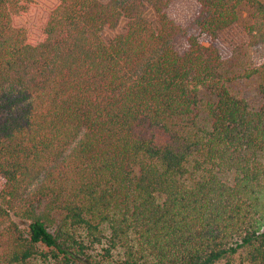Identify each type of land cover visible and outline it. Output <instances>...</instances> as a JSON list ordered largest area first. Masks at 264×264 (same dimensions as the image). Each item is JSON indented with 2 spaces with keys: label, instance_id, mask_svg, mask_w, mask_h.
Returning a JSON list of instances; mask_svg holds the SVG:
<instances>
[{
  "label": "trees",
  "instance_id": "obj_1",
  "mask_svg": "<svg viewBox=\"0 0 264 264\" xmlns=\"http://www.w3.org/2000/svg\"><path fill=\"white\" fill-rule=\"evenodd\" d=\"M49 2L0 0V264H264V0Z\"/></svg>",
  "mask_w": 264,
  "mask_h": 264
},
{
  "label": "rangeland",
  "instance_id": "obj_2",
  "mask_svg": "<svg viewBox=\"0 0 264 264\" xmlns=\"http://www.w3.org/2000/svg\"><path fill=\"white\" fill-rule=\"evenodd\" d=\"M43 7L49 6L51 3L49 0H39ZM198 0H184V5L179 9L178 20L184 26H189L191 22L195 20L199 12ZM33 23V22H32ZM125 22L123 21L117 29H105L103 32V38L107 41L113 39L115 36L124 32ZM203 42L207 44L209 42V38L204 37ZM219 40L221 42L222 48L227 52L228 55L232 54V52H237L242 50L243 48H248L249 38L244 30L243 23L235 24L222 33H220ZM251 54V61L253 65H258L264 61V48H248Z\"/></svg>",
  "mask_w": 264,
  "mask_h": 264
}]
</instances>
